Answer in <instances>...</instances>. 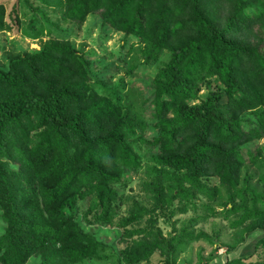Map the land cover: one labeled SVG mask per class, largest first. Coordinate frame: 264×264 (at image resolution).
Instances as JSON below:
<instances>
[{"label":"trees","instance_id":"trees-1","mask_svg":"<svg viewBox=\"0 0 264 264\" xmlns=\"http://www.w3.org/2000/svg\"><path fill=\"white\" fill-rule=\"evenodd\" d=\"M58 1L68 21L83 23L97 13L102 26L139 39L147 60L170 54L155 85V103L160 117L172 112L176 126L161 123L149 144L157 148L159 168L147 185L156 202L171 208L183 194L196 195L190 190L207 196L216 190L203 183L211 177L231 189L239 185L238 166L246 165L240 147L260 136L257 126L242 131L244 118L252 113L264 125V0ZM3 18L0 6V31ZM213 80L222 90L193 105L199 84ZM89 91V67L69 43L25 53L10 61L8 72L0 70V264H26L33 256L40 264L99 259L103 245L81 223L113 225L126 204L118 188L123 172L141 164L128 142L129 113L97 90L87 96ZM4 159L17 168L10 170ZM250 163L264 168V158L250 154ZM260 180L264 186V176ZM165 182L174 186L163 189ZM167 189L171 197L164 200ZM131 205L118 227L153 212ZM155 223L126 231L133 242L121 252L122 262L141 264L160 251L173 264L180 241H165ZM255 233V251L264 252V212L247 235Z\"/></svg>","mask_w":264,"mask_h":264},{"label":"rangeland","instance_id":"rangeland-1","mask_svg":"<svg viewBox=\"0 0 264 264\" xmlns=\"http://www.w3.org/2000/svg\"><path fill=\"white\" fill-rule=\"evenodd\" d=\"M0 6L4 14V28L0 31V70L8 72L10 61L25 53L37 54L50 44L69 43L89 67L90 91L86 95L97 90L120 102L132 121L133 133L128 142L139 157L141 167L134 172H123L118 188L126 204L120 208V216L113 225L89 227L81 223L84 232L94 236L103 247L100 248L101 260L99 257L79 264H125L121 261V252L133 242L126 231L144 228L149 220H156L155 226L165 241L170 244L180 241L179 253L170 258L173 264H228L236 258L242 259V264H264V252L255 251L257 233L247 235L257 216L264 212V186L260 180L264 168L258 169L250 163V154L259 160L264 158V125H258L252 113L244 118L242 131L257 126L260 136L248 139L240 147L246 165L238 166L239 185L231 189L211 177L203 179V183L216 190L207 196L190 190L189 194L195 192L196 195L183 194L173 201L171 208L159 204L147 186L159 168L154 162L157 148H150L149 144L158 136L161 123L176 126L172 112L160 117L155 103V85L170 54L162 52L147 60V47L142 41L116 32L111 26H102L97 13L89 14L83 23L68 21L58 0H0ZM262 34L257 31L258 37ZM217 88L222 90L214 80L208 86L199 84L197 99L191 103L199 104ZM225 102L223 99L222 103ZM13 137L8 135L6 139ZM3 161L10 170L17 168L12 161ZM170 186L174 185L165 182L163 189ZM163 193L164 200L171 197L169 189ZM134 203L145 205L153 212L140 223L125 229L118 227L119 218L128 217ZM244 217L246 221L238 224ZM4 227L0 219V235ZM219 250L225 254H220ZM26 264H40V257L33 256ZM141 264L171 263L164 252L157 251Z\"/></svg>","mask_w":264,"mask_h":264},{"label":"built area","instance_id":"built-area-1","mask_svg":"<svg viewBox=\"0 0 264 264\" xmlns=\"http://www.w3.org/2000/svg\"><path fill=\"white\" fill-rule=\"evenodd\" d=\"M219 253L220 254H225V251H221V250H219ZM221 256V255H220ZM225 258V257H224Z\"/></svg>","mask_w":264,"mask_h":264}]
</instances>
